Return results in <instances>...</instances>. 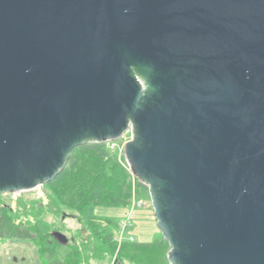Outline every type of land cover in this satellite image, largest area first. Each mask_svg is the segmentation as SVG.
I'll return each instance as SVG.
<instances>
[{
	"label": "water",
	"instance_id": "95a60500",
	"mask_svg": "<svg viewBox=\"0 0 264 264\" xmlns=\"http://www.w3.org/2000/svg\"><path fill=\"white\" fill-rule=\"evenodd\" d=\"M127 132L170 264H264V0H0V196Z\"/></svg>",
	"mask_w": 264,
	"mask_h": 264
},
{
	"label": "trees",
	"instance_id": "16d2710c",
	"mask_svg": "<svg viewBox=\"0 0 264 264\" xmlns=\"http://www.w3.org/2000/svg\"><path fill=\"white\" fill-rule=\"evenodd\" d=\"M126 158L121 160L107 143L76 147L65 170L45 186L51 192L49 208L55 214L70 212L88 236L82 247L60 243L51 225L40 213L34 222H18L21 217L0 196V242H35L42 264H91L94 258L113 264H170L169 243L159 234L152 242L117 237L121 222L115 217H98L97 208H129L141 201L149 189L130 173ZM127 165V163H126ZM23 205V201L19 202Z\"/></svg>",
	"mask_w": 264,
	"mask_h": 264
},
{
	"label": "rangeland",
	"instance_id": "374dc122",
	"mask_svg": "<svg viewBox=\"0 0 264 264\" xmlns=\"http://www.w3.org/2000/svg\"><path fill=\"white\" fill-rule=\"evenodd\" d=\"M132 138L131 132H127L121 139L107 142L108 147L113 152L117 153L120 160L123 155L125 156V146L128 141ZM126 158V157H125ZM127 163V160H126ZM123 162V164L127 167L130 171V167L127 163ZM132 174V173H131ZM50 195L51 192L47 189V187L41 186L33 191L24 192L21 194H12V195H4L3 201L8 203L14 212L21 217L18 219V222H34L36 216H39L40 213L42 217L51 225V233L54 232H61L65 234L69 239V244L78 245L82 247V244L87 240L79 238L80 231L81 234L88 236V232H84L82 229L83 227L76 219V216H70V212L65 213L66 216L64 217L63 214H55L50 212L49 203H50ZM20 200L23 201V205L19 202ZM142 206L139 207V200H134L132 205L133 207H138L141 209H137L136 212L138 216L144 215L141 219H137L135 214L131 217V225L128 228L126 235L124 238L131 239L132 237L138 242H152L161 232L157 226V220L154 215V209L152 206L150 194H144L142 198ZM120 209V210H118ZM124 208H97L96 215L98 217H115L120 220L121 225L124 221H126L129 217V211L123 212ZM147 210L148 213L144 214V210ZM143 212V213H142ZM141 214V215H140ZM151 217L148 218L152 223H147L148 219L147 216ZM146 216V217H145ZM146 223V224H144ZM131 228V229H130ZM132 230V231H131ZM121 232H118V238L121 239ZM148 234V240L145 241L143 237L144 233ZM157 235H156V234ZM155 235V236H154ZM163 236V235H162ZM116 256L112 258V262H101L100 260H96L94 258L90 259L91 264H113ZM87 261V258L85 257ZM85 261V262H86ZM41 255L38 251V246L35 242H21V241H9V242H0V264H42ZM84 262V264H85Z\"/></svg>",
	"mask_w": 264,
	"mask_h": 264
},
{
	"label": "crops",
	"instance_id": "0c3cea01",
	"mask_svg": "<svg viewBox=\"0 0 264 264\" xmlns=\"http://www.w3.org/2000/svg\"><path fill=\"white\" fill-rule=\"evenodd\" d=\"M137 209H141V208H138V207H133V206H130L129 208H124V209H122L123 210V212L125 213V212H127V211H129V217H128V219H130V222H131V217H133L134 216V214H135V217L137 218V219H141L142 217H144V215H141L140 217L138 216V214H137V212H136V210ZM118 210H120V209H118ZM141 210H143V209H141ZM144 214L145 213H148V211L145 209L144 211ZM142 212V213H143ZM146 217V216H145ZM147 219L148 218H150L151 219V217H150V215L149 216H147L146 217ZM147 223H152V221H150L149 219H148V222ZM144 224H146V223H144ZM131 229V228H130ZM132 231V230H131ZM156 234V233H155ZM158 234V233H157ZM156 234V235H157ZM155 236V235H154ZM143 237L145 238V241H147L149 238H148V234L145 232L144 233V235H143ZM145 243H147V242H145Z\"/></svg>",
	"mask_w": 264,
	"mask_h": 264
},
{
	"label": "built area",
	"instance_id": "2783aa9c",
	"mask_svg": "<svg viewBox=\"0 0 264 264\" xmlns=\"http://www.w3.org/2000/svg\"><path fill=\"white\" fill-rule=\"evenodd\" d=\"M138 205H139V207L142 206V201H139V204ZM129 225H131L130 219H127L126 221H124L122 223V225H121L122 232H121V239H120V241H122V239L125 237L126 232H127L128 228L130 227ZM131 240L133 241L134 238L132 237Z\"/></svg>",
	"mask_w": 264,
	"mask_h": 264
}]
</instances>
